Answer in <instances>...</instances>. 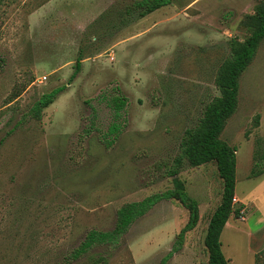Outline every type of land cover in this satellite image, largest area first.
<instances>
[{
	"label": "rangeland",
	"instance_id": "obj_1",
	"mask_svg": "<svg viewBox=\"0 0 264 264\" xmlns=\"http://www.w3.org/2000/svg\"><path fill=\"white\" fill-rule=\"evenodd\" d=\"M132 1L0 0V264H95L101 257L104 264H160L187 223L178 202L163 200L116 244L70 259L88 232L113 230L121 206L172 188L167 172L181 137L219 95L214 77L229 43L248 37L247 17L264 0H176L171 23L114 46L132 19L124 13ZM148 19L130 22L124 35ZM126 46L136 65L127 74L120 65L114 79ZM58 87L64 91L34 118L31 107ZM115 93L127 106L122 132L106 147ZM220 139L236 148L233 203L242 214L220 235L223 255L228 264H264V190L254 192L248 178L264 154V39L239 78ZM177 178L197 201L199 221L166 264H207L204 238L222 181L213 162L184 163Z\"/></svg>",
	"mask_w": 264,
	"mask_h": 264
},
{
	"label": "trees",
	"instance_id": "obj_2",
	"mask_svg": "<svg viewBox=\"0 0 264 264\" xmlns=\"http://www.w3.org/2000/svg\"><path fill=\"white\" fill-rule=\"evenodd\" d=\"M176 0H133L130 5L124 7V13L132 15V21L139 20L146 15L175 3ZM122 17V16H120ZM251 30L248 37L242 42L233 40L229 43L227 59L219 66L214 77V86L219 91L208 102L201 118L197 123L187 128L179 142V154L173 159L167 174L171 178L172 188L162 193L146 197L140 202L126 203L116 212V221L112 231H90L86 234L85 241L73 251L71 260L78 259L93 246L116 244L128 231L134 221L145 215L154 205L160 201L173 200L178 202L188 213L185 226L177 235L172 249L161 259L160 264H166L174 254L182 248L185 234L192 231L199 221V208L195 199L186 192L184 182L177 178L180 168L184 163L192 168H198L206 163L213 162L219 178L222 181V191L219 204L213 211L204 238V246L208 253L207 264H228L225 259L220 242V235L229 218L242 217L239 208L234 207L236 148L228 145L220 139V134L225 122L234 114L239 92V78L254 59L261 41L264 39V1L255 9L254 13L247 17ZM127 22L126 24H129ZM81 59L78 57L75 76L80 69ZM64 91V87H58L43 94L31 107L30 114L34 118H40L43 109L47 108ZM108 107L113 111V122L102 140L110 139L106 147L112 144V140L121 132L123 125L119 124L121 114L127 106V99L118 93L108 98ZM259 116L254 118L255 127L259 124ZM113 137V139H111ZM264 174V154L253 163L248 178H257ZM101 257L95 264H104Z\"/></svg>",
	"mask_w": 264,
	"mask_h": 264
},
{
	"label": "crops",
	"instance_id": "obj_3",
	"mask_svg": "<svg viewBox=\"0 0 264 264\" xmlns=\"http://www.w3.org/2000/svg\"><path fill=\"white\" fill-rule=\"evenodd\" d=\"M154 14H157V15L152 20V16ZM175 14L176 13L174 12V10H173V8L171 6H166V7L160 8V9H158V10H156V11H154V12L148 14V15H146L145 17L137 20L136 21V25L137 24H140L143 21L146 22V19L147 18H149L148 20H150L149 21V25L148 26H145V28H139L141 30L138 29L139 32L138 33H135L134 35H129L130 33L127 34V35H124V32L126 30H129V28L131 26V24H130V26H129V24H125L117 32V33H121L122 32L121 35L124 36V37L123 38H120V41L117 42L116 44H114V46L124 45V44L128 43L129 40L131 41L132 38L145 37L147 34H149L150 31H152L153 29H155L158 25L163 24V22L166 21L168 23H171L172 22L171 20H172V18L175 17ZM127 48H128L127 46L126 47H123L122 51H120L122 53L124 52L123 53V56H120V58H118L115 61L114 67L111 69V72L110 73L112 74V76H113L114 79H120L119 76L116 73L117 72L116 69H117V67H120V65L125 68L126 74L128 73V71L130 69H133L134 70V68H132L133 67L132 65H136V64L134 62H132L133 60H131L132 51L130 52ZM253 179H254V183H255V185H254L253 188H256V190H254V192H257V193L261 194L262 191L264 190V174H262L261 176H259L257 178H253ZM260 217H261V215H260ZM225 227H226V225H225ZM252 259H253V257H252Z\"/></svg>",
	"mask_w": 264,
	"mask_h": 264
},
{
	"label": "built area",
	"instance_id": "obj_4",
	"mask_svg": "<svg viewBox=\"0 0 264 264\" xmlns=\"http://www.w3.org/2000/svg\"><path fill=\"white\" fill-rule=\"evenodd\" d=\"M42 80H45V77H43Z\"/></svg>",
	"mask_w": 264,
	"mask_h": 264
}]
</instances>
